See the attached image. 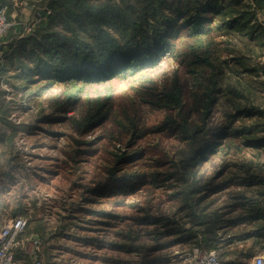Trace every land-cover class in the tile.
Returning a JSON list of instances; mask_svg holds the SVG:
<instances>
[{"label": "trees", "instance_id": "1", "mask_svg": "<svg viewBox=\"0 0 264 264\" xmlns=\"http://www.w3.org/2000/svg\"><path fill=\"white\" fill-rule=\"evenodd\" d=\"M24 1L34 10L47 5L50 13L30 34L8 44L2 57L0 82L6 77H20L23 82L19 87L36 84L38 80H29L30 76L46 74L50 69L64 75L65 81L56 88H49V80L36 84L31 93L47 92L55 110H76L78 116L68 120L79 135L88 132L96 117L113 101L112 85L102 88L96 83L112 80L109 73L124 70L131 58L140 59L154 48L164 52L162 47L170 28H174L178 17L185 18L178 43L171 46L172 56L178 57V70L171 82L153 81L157 73L142 78V82H151L161 92L167 109L171 105L177 109L176 117L169 113L166 120L177 128L184 141L169 158L174 166L167 184L171 188L169 199L178 206L162 210L158 204V214H154L151 208L137 205L138 211L144 213L130 219L142 226L114 227L105 246L144 251L145 264H169L168 248L175 244L178 250L189 254L195 246L215 250L223 264H235L240 257L250 258L256 247L264 250V106L254 90L258 79L252 77L257 72V59L264 57V22L258 18V13L264 12V0ZM2 2L7 4L10 17V0ZM75 24L86 34H70L68 29ZM223 54L226 59L221 58ZM8 63L12 64V74H8L11 68L5 67ZM159 64L142 74L156 71ZM241 74H248L251 79L247 81ZM141 87L146 88V84ZM2 96L0 86V112H4ZM221 96L225 118L218 122L209 114ZM189 97L193 98L190 104ZM240 117H255L253 126L257 131H250L245 124L236 126ZM0 122L10 127L8 134L0 128V140L13 151V138L23 126L12 125L7 118H0ZM12 151L10 166L18 164H12L18 156ZM108 170L107 177H114V167ZM13 174L12 170L2 171L3 177L11 180ZM106 196L111 206L127 203L125 196ZM25 207L19 202L15 213L27 220L20 242L28 237L47 238L41 214ZM80 211L84 215L89 212L104 216L107 220L98 222L112 227L110 219L120 217L108 210L75 208L69 214H59L58 232L67 230L65 221H72L74 213ZM79 238L88 244L93 241L87 234ZM49 249L48 246V256ZM15 258L29 263V255L21 245ZM110 264H118V260L111 258Z\"/></svg>", "mask_w": 264, "mask_h": 264}, {"label": "rangeland", "instance_id": "2", "mask_svg": "<svg viewBox=\"0 0 264 264\" xmlns=\"http://www.w3.org/2000/svg\"><path fill=\"white\" fill-rule=\"evenodd\" d=\"M262 13H258V18L264 22ZM184 22L183 17L176 19L174 28L168 32L166 45L162 47L165 48L164 52L154 48L140 59L131 58L124 70L109 73L108 77L112 80L96 83L102 88L112 85L113 101L111 107L97 116L96 123L83 135H79L68 120L78 116L76 110H55L47 99V92L38 95L31 93L36 84L49 80V88H56L65 81L62 78L64 75L61 77L50 69L46 74L31 75L29 80L38 82L22 87L19 86L23 78L6 77L2 80L1 106L4 112H0V118H7L12 125L23 127L13 138V151L5 141L0 140V226L8 217L18 213L19 202L26 206L24 209L27 211L33 208L37 210L49 234L47 238L39 239L37 245L44 264H110L111 258L117 259L118 264H145L146 252L112 250L105 246L104 241L111 238L114 227L127 228L128 224L142 226L130 219L131 216L143 215L144 212L138 211L137 205L151 208L154 214H158V204L162 210L178 206L169 199L171 188L167 184L171 180L169 172L174 169L169 158L184 141L179 138L177 128L171 127L166 120L169 113L176 117L177 109L175 105L167 109L161 92L155 90L151 82H142V78L151 75L148 73H157L153 81L171 82L174 71L178 70V57L174 59L172 56L174 49L171 46L178 43V37L185 28ZM28 23L29 20H24L19 26L25 29ZM68 31L79 36L86 34L78 24ZM148 57L152 60H147ZM221 58L227 57L223 54ZM156 63H160L156 71L142 74ZM11 65L8 63L5 67L10 69ZM256 65L257 72L252 75L258 79L254 90L257 100L262 101L264 106V57L257 59ZM9 73H13L12 68L8 70ZM73 74L76 76L79 73ZM241 76L247 81L251 79L248 74ZM144 84L146 88L141 87ZM192 100L189 97V104ZM222 101L221 96L209 118L218 122L225 118ZM254 120L255 117H240L235 125L245 124L250 131H257L253 126ZM0 128L7 134L10 132V127L1 122ZM79 139L85 140V143H78ZM11 151L18 155L17 161L12 163L18 162L17 165L10 166ZM158 160L162 163H157ZM110 166L114 167L112 179L107 177ZM4 170H12L13 180L3 177ZM109 194L125 196L127 203L111 206L107 202L106 195ZM75 208L108 210L120 217L110 219L114 224L112 227L99 223L107 220L104 216L98 217L89 212L84 215L80 211L74 213L76 217L72 221H65L67 230L58 232L61 225L59 214H69L68 211ZM85 234L90 236L91 241L93 238L90 244L79 238ZM33 239L35 237H28L29 241L23 239L24 250L35 247L31 243ZM48 246L50 256L46 254ZM168 252L169 264H189V252L178 250V244L168 248ZM252 253L264 254V250L258 248ZM253 255L250 258L240 257L235 264H250Z\"/></svg>", "mask_w": 264, "mask_h": 264}, {"label": "built area", "instance_id": "3", "mask_svg": "<svg viewBox=\"0 0 264 264\" xmlns=\"http://www.w3.org/2000/svg\"><path fill=\"white\" fill-rule=\"evenodd\" d=\"M8 6L5 3H0V38L7 35L9 30L13 27V21L7 15ZM50 13V8L44 5L41 8H37L33 12V16L29 20V23L25 26L23 35H28L34 29L36 24L46 20V17ZM264 17V12L262 13ZM264 79V75H262ZM26 218L22 215H12L4 220L0 226V264H44L42 258L39 256V249L37 247L39 241L37 239L31 240V243L35 247L27 248L25 252L29 255V263L16 260V250L21 245L23 248V242H20V234L26 226ZM27 241H29L27 239ZM189 264H223L217 256L215 250H204L198 246L193 247ZM250 264H264V254L256 253L251 258Z\"/></svg>", "mask_w": 264, "mask_h": 264}, {"label": "crops", "instance_id": "4", "mask_svg": "<svg viewBox=\"0 0 264 264\" xmlns=\"http://www.w3.org/2000/svg\"><path fill=\"white\" fill-rule=\"evenodd\" d=\"M3 0H0V3H2ZM11 2V13H10V19L13 21V27L10 29V31L7 33V35L0 38V69L2 64V57L4 53L8 49V44L11 43L14 39H17L18 37L23 36V26L20 27L19 24L22 21L30 20L33 16V6L28 5L26 1L24 0H10ZM37 9V8H36ZM20 21V22H19ZM40 24L35 25V29L39 27ZM2 81L0 82V86L2 87ZM255 249L258 250L256 247Z\"/></svg>", "mask_w": 264, "mask_h": 264}]
</instances>
